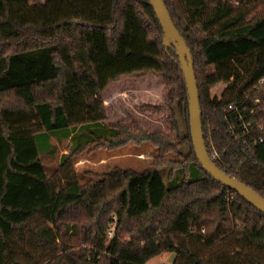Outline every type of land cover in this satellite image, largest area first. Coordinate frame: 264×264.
Segmentation results:
<instances>
[{
	"label": "trees",
	"instance_id": "obj_1",
	"mask_svg": "<svg viewBox=\"0 0 264 264\" xmlns=\"http://www.w3.org/2000/svg\"><path fill=\"white\" fill-rule=\"evenodd\" d=\"M163 2L191 54L208 155L264 198V0ZM163 37L149 0H0V264H147L163 253L172 264H264V215L196 159L179 58ZM144 77L161 81L160 102L142 107L167 132L132 114L109 122L108 84ZM77 128L87 139L48 176L36 136ZM145 142L155 155L142 172L79 181L73 160L88 147Z\"/></svg>",
	"mask_w": 264,
	"mask_h": 264
},
{
	"label": "rangeland",
	"instance_id": "obj_2",
	"mask_svg": "<svg viewBox=\"0 0 264 264\" xmlns=\"http://www.w3.org/2000/svg\"><path fill=\"white\" fill-rule=\"evenodd\" d=\"M41 1L43 2L46 0ZM178 13L183 18L180 11H178ZM153 79L154 78L151 77L130 79L134 82L133 86L136 88L133 90L134 92L132 94L125 95V99L127 101L126 104H122V113L118 114L117 118L110 117L109 122L117 121L125 114H132L138 118L148 131L167 132L168 127L164 124L166 123V118L163 117L160 121L151 118L150 115L144 112V108L142 107V104H158L160 102L162 92V89L160 88L161 81ZM224 87L225 84H217L210 89V94L212 96L219 97ZM178 121L182 130L181 134L183 135V133H185L184 122L183 118L179 115ZM104 128L107 129L106 125ZM96 129L103 135H107L106 131H102L101 125H99ZM65 134V132H58L56 134H51L48 138L36 136L38 149L41 151V161L48 176L55 171L60 163V157L63 154H66L72 145L87 139L82 137V133L79 128L70 131L68 136ZM179 152L181 155L187 154V152H189L188 144L185 143L180 145ZM154 155L155 150L148 142L142 143L141 145L129 143L119 150L110 152L102 149H92V146H90L73 161L74 169L78 175L79 181L83 183L89 178H94V174L107 172L114 168L130 169L135 172H142L149 167ZM167 171L168 168L161 169V174L165 180ZM178 176L180 177V173H178ZM114 227L115 224L110 223L111 231H113ZM109 237L111 236L107 234L106 238ZM174 258V253H163L150 259L147 264H172Z\"/></svg>",
	"mask_w": 264,
	"mask_h": 264
},
{
	"label": "water",
	"instance_id": "obj_3",
	"mask_svg": "<svg viewBox=\"0 0 264 264\" xmlns=\"http://www.w3.org/2000/svg\"><path fill=\"white\" fill-rule=\"evenodd\" d=\"M149 2L163 30L164 46L174 47L179 58L188 94L189 131L196 159L211 178L237 193L264 215V198L244 183L222 172L210 159L203 138L201 111L190 51L174 26L163 0H149Z\"/></svg>",
	"mask_w": 264,
	"mask_h": 264
},
{
	"label": "crops",
	"instance_id": "obj_4",
	"mask_svg": "<svg viewBox=\"0 0 264 264\" xmlns=\"http://www.w3.org/2000/svg\"><path fill=\"white\" fill-rule=\"evenodd\" d=\"M132 80H124L121 82L109 83L106 90L103 93V99L106 101L107 112L113 116H118L122 112V104H126L125 95H129L132 92L133 86ZM125 101V102H124ZM127 113V112H126Z\"/></svg>",
	"mask_w": 264,
	"mask_h": 264
},
{
	"label": "built area",
	"instance_id": "obj_5",
	"mask_svg": "<svg viewBox=\"0 0 264 264\" xmlns=\"http://www.w3.org/2000/svg\"><path fill=\"white\" fill-rule=\"evenodd\" d=\"M210 159L214 162L215 159H216V155H212V156L210 157ZM108 235H109V236H112V231H108Z\"/></svg>",
	"mask_w": 264,
	"mask_h": 264
}]
</instances>
